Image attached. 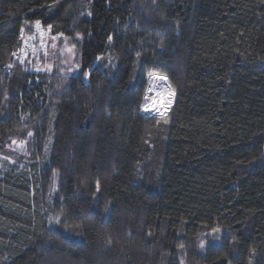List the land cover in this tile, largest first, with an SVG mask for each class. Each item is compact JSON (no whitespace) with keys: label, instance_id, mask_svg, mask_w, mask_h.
Segmentation results:
<instances>
[{"label":"trees","instance_id":"obj_1","mask_svg":"<svg viewBox=\"0 0 264 264\" xmlns=\"http://www.w3.org/2000/svg\"><path fill=\"white\" fill-rule=\"evenodd\" d=\"M0 264H264V0H0Z\"/></svg>","mask_w":264,"mask_h":264},{"label":"rangeland","instance_id":"obj_2","mask_svg":"<svg viewBox=\"0 0 264 264\" xmlns=\"http://www.w3.org/2000/svg\"><path fill=\"white\" fill-rule=\"evenodd\" d=\"M44 31H45V34L41 37L39 42H45L47 44V48L43 54H36L34 56L33 62H32L34 66L32 68L33 71L40 72V71H48L49 69H53L56 62L60 61L61 58H64V61H63L64 63L74 64V60L76 57V49L74 45L69 41V39H66V38L60 39L56 36L50 35L48 30L44 29ZM161 77H164V76H161ZM156 82H157L156 83L157 89L158 87H160L163 89V91H160L161 89H159V93H158V90L156 89V86H155V90L157 91V93H155L156 96L153 99L151 96V93H152L154 85L151 84L152 80H150L149 84L151 86V90L148 91L150 95H148L147 93V96H149L150 99H149V103L146 106L148 108V106L154 103L156 100H163L164 101L163 106L155 107L153 112L150 113L151 115L162 116L161 113L165 115L170 110V107L172 103L174 102L176 92H174V94L171 97H169L166 92V88L169 85L167 79L166 80H156ZM161 92L164 93L163 94L164 96L161 95ZM169 100L171 101L170 103L167 102ZM142 113L145 114L144 112ZM145 115H148V114L146 113ZM17 147H19L18 149H21L23 147V144L19 143ZM79 238L80 237H78V239Z\"/></svg>","mask_w":264,"mask_h":264},{"label":"built area","instance_id":"obj_3","mask_svg":"<svg viewBox=\"0 0 264 264\" xmlns=\"http://www.w3.org/2000/svg\"><path fill=\"white\" fill-rule=\"evenodd\" d=\"M44 34L45 31L41 25L39 29L35 26L33 33L22 30L20 34L21 47L19 50L23 59H28L30 62H33L36 54H43L46 51L47 44L45 42H39Z\"/></svg>","mask_w":264,"mask_h":264},{"label":"bare ground","instance_id":"obj_4","mask_svg":"<svg viewBox=\"0 0 264 264\" xmlns=\"http://www.w3.org/2000/svg\"><path fill=\"white\" fill-rule=\"evenodd\" d=\"M16 59H17V61H18V63H19V65L20 66H22V67H24V68H29V70L30 71H33V63L32 62H30L28 59H23V57H22V54H21V52H19L17 55H16ZM35 65V64H34ZM36 66V65H35ZM155 76H161V75H155ZM167 78V77H166ZM150 81V80H149ZM167 81H168V79H167ZM157 82L156 81H152V83L151 84H153L154 86H153V90H152V93H151V96H152V98L154 99V97L156 96L155 95V93H157V91L155 90V86H156V89H157V84H156ZM169 83V82H168ZM169 85H170V83H169ZM172 87V86H171ZM159 89H161L160 91H163V89L162 88H160V87H158V93H159ZM173 89V88H172ZM149 90H151V86H150V84H149V82H148V88H147V93H148V95H150V93L148 92ZM174 92H176L175 90H174ZM164 93L163 92H161V95L162 96H164L163 95ZM149 97V96H148ZM173 104V103H172ZM146 107V106H145ZM144 107V108H145ZM143 108V109H144ZM142 112H144L143 110H142ZM145 113V112H144ZM146 114V113H145ZM144 114V115H145ZM148 115H151V114H148ZM147 115V116H148Z\"/></svg>","mask_w":264,"mask_h":264},{"label":"snow or ice","instance_id":"obj_5","mask_svg":"<svg viewBox=\"0 0 264 264\" xmlns=\"http://www.w3.org/2000/svg\"><path fill=\"white\" fill-rule=\"evenodd\" d=\"M35 24H36L37 29H39L40 28V21L37 20L35 22ZM49 27H51V26H49ZM109 39H111V37H109ZM13 55H15V53H13ZM98 59H99V57H98ZM88 75H89V73H85V76H88ZM166 79H167L166 77H161V76H150V80H152V81L166 80ZM166 92H167V95L169 97H171L174 94V89H172L171 85H168V87L166 88ZM167 102L170 103L171 101L169 100ZM153 107H155V105H153ZM146 110H147V108H146ZM161 115H164V114L161 113ZM52 219L55 220V222H57V223L59 222V218L58 217L57 218H52ZM213 231H217V230L214 229Z\"/></svg>","mask_w":264,"mask_h":264}]
</instances>
